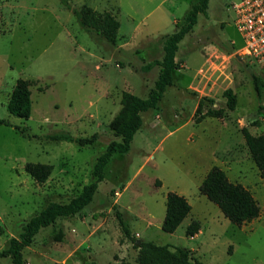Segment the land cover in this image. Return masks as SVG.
<instances>
[{
	"label": "rangeland",
	"instance_id": "1",
	"mask_svg": "<svg viewBox=\"0 0 264 264\" xmlns=\"http://www.w3.org/2000/svg\"><path fill=\"white\" fill-rule=\"evenodd\" d=\"M210 0L194 28L179 43L174 84L159 108L142 113L143 124L126 153L105 166L92 201L79 213L42 227L22 250L27 264H137L138 247L125 235L119 216L139 241L169 244L202 264H264V173L256 166L242 128L264 134V61L248 55L235 26L233 5ZM0 0V252L50 201L70 202L94 180L96 160L112 141L109 128L124 91L147 97L155 86L163 45L198 0ZM88 6L109 11L119 23L117 45L88 32L73 13ZM231 49L228 53L227 50ZM30 81L28 118L7 110L16 80ZM237 96L227 109L223 92ZM201 109L224 107L222 116L198 118ZM19 127V128H17ZM21 129H25L22 133ZM69 131L99 134L90 147L46 139ZM51 165L45 181L26 164ZM222 168L256 198L260 214L232 222L200 184L212 166ZM170 191L184 195L191 211L174 232L162 229ZM201 229L185 233L191 221ZM0 264H13L0 255Z\"/></svg>",
	"mask_w": 264,
	"mask_h": 264
},
{
	"label": "trees",
	"instance_id": "2",
	"mask_svg": "<svg viewBox=\"0 0 264 264\" xmlns=\"http://www.w3.org/2000/svg\"><path fill=\"white\" fill-rule=\"evenodd\" d=\"M71 8L67 0H62ZM210 0H198L187 12L183 21L176 22V29L168 34L163 45V58L158 63L159 73L155 86L147 97H140L134 93L124 91L121 96V108L109 123V128L121 141L110 142L106 150L100 154L93 168L94 180L84 185L81 192L68 203L50 201L38 214L32 216L23 226L18 237H12L9 246L0 252L1 256H9L13 264H27L23 258L22 250L32 243L34 236L45 226L55 222L58 217H70L81 212L93 199L99 182L105 178V166L115 152L126 153L131 148V142L136 132L143 124L142 113L159 108V103L165 91L174 84V71L180 68L176 61V54L179 43L196 25L200 14L208 10ZM73 13L81 26L90 33H95L112 46L117 45L118 21L109 12L97 14L88 6L80 9L74 8ZM228 53L231 52L229 48ZM254 82L259 96L263 93L264 80L255 75ZM226 98V106L234 110L237 104V96L231 88L223 92ZM214 103V99L201 96L199 99L198 118L206 116H222L226 108L209 107L202 111L201 106L205 102ZM7 110L21 118H28L31 114L32 99L30 81L23 77L16 80L14 88L7 102ZM1 124H9L8 121L0 118ZM19 128V127H17ZM25 133V129H21ZM247 147L258 169L264 173V134H253L248 128L243 127ZM99 138L98 133L89 137L75 136L69 131L50 133L46 139L53 141H68L79 146H93ZM26 170L37 180L45 181L51 174V165L44 163L26 164ZM200 192L206 195L211 201L218 205L222 212L232 222L241 224L251 221L260 214V205L253 194L241 183L231 181L226 172L217 165L211 167L200 184ZM191 211V204L187 198L174 191H170L166 198V212L162 223V229L166 232H174ZM122 229L128 237H132L137 243L138 256L137 264H202L198 259L189 258V252L180 249L174 252L169 244H158L154 241H139L135 239L128 224L119 216ZM201 229V223L193 220L186 227L185 233L194 236Z\"/></svg>",
	"mask_w": 264,
	"mask_h": 264
},
{
	"label": "built area",
	"instance_id": "3",
	"mask_svg": "<svg viewBox=\"0 0 264 264\" xmlns=\"http://www.w3.org/2000/svg\"><path fill=\"white\" fill-rule=\"evenodd\" d=\"M235 26L243 36L245 49L264 61V0H240L233 5Z\"/></svg>",
	"mask_w": 264,
	"mask_h": 264
}]
</instances>
